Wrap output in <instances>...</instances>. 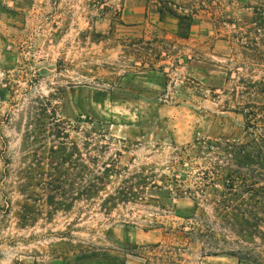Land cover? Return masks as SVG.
Wrapping results in <instances>:
<instances>
[{"label": "rangeland", "instance_id": "1", "mask_svg": "<svg viewBox=\"0 0 264 264\" xmlns=\"http://www.w3.org/2000/svg\"><path fill=\"white\" fill-rule=\"evenodd\" d=\"M12 1L0 14V264H108L83 261L86 248L112 264H238L189 238L192 201L177 188L197 168L168 162L240 121L221 109L241 79L264 77V0ZM169 7L199 14L187 23ZM51 117L92 120L105 135L31 134ZM109 161L117 174L98 197H80L82 174ZM54 169L67 199L57 209L42 199ZM120 187L135 195L104 201ZM211 234L226 241L218 249L241 246Z\"/></svg>", "mask_w": 264, "mask_h": 264}, {"label": "trees", "instance_id": "2", "mask_svg": "<svg viewBox=\"0 0 264 264\" xmlns=\"http://www.w3.org/2000/svg\"><path fill=\"white\" fill-rule=\"evenodd\" d=\"M164 10L187 23L195 20L199 14L197 11L179 12L171 7ZM252 51L256 50L253 48ZM222 108L223 111L240 116V121L232 125L231 131L195 139L180 146L168 165L174 168L188 161L197 168L192 185L182 187L183 184H178L177 196L186 193L192 201L190 211L195 223L189 233L197 234L189 238L208 246L209 249L201 253L223 254L235 258L238 264L241 262L264 264V77L259 80L241 79L240 89L233 88ZM38 115L43 116V112ZM50 115L54 116V111ZM78 121L82 122L79 126L67 120L51 117L48 126L33 128L31 134L38 135L42 133L38 131L43 130L53 139H63L77 127L86 139L93 140L97 138L96 136L105 135L101 124L89 119ZM63 149L61 147L53 149V152L62 153ZM58 156L61 157L60 154ZM91 161L94 163V160ZM116 172L111 161L109 166L100 172L86 170L82 174L85 184L80 191V197L84 199L98 197L102 189L98 183L109 181L111 176L117 174ZM47 175L45 185L42 187V199L45 204L57 209V206L67 201L65 193L60 191V173L54 169ZM21 177L25 180L30 178L27 174H22ZM137 177L140 176L135 175L136 180ZM135 183L146 185L143 178H139ZM115 192L114 195L104 198V201L113 199L114 196L128 199L129 196L135 195L124 187L115 189ZM204 207L208 208L209 214L204 211ZM183 217L188 218V215ZM211 233H233L237 236L235 241L241 242V246L237 249H218V244L226 241ZM255 236L260 242L254 244V247L249 246ZM92 256L109 259L108 264L115 262L114 258H110L108 251L101 249L94 251L86 248L80 254V258L86 262L92 260Z\"/></svg>", "mask_w": 264, "mask_h": 264}, {"label": "crops", "instance_id": "3", "mask_svg": "<svg viewBox=\"0 0 264 264\" xmlns=\"http://www.w3.org/2000/svg\"><path fill=\"white\" fill-rule=\"evenodd\" d=\"M2 3L3 2H1L0 4H2ZM13 4H15V3H13L12 0H6L3 5H0V14L2 13L4 7L7 8L6 6H13ZM0 19L2 20V18H0Z\"/></svg>", "mask_w": 264, "mask_h": 264}]
</instances>
